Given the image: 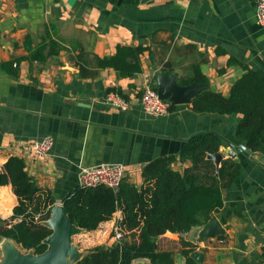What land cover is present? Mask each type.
<instances>
[{"label":"crops","instance_id":"0c3cea01","mask_svg":"<svg viewBox=\"0 0 264 264\" xmlns=\"http://www.w3.org/2000/svg\"><path fill=\"white\" fill-rule=\"evenodd\" d=\"M43 41L53 42L57 52L49 54V47L44 62L28 59L27 46ZM119 45L147 48L141 74L120 78L114 69L98 66L96 58L113 56ZM246 69L264 76V28L256 21V0H150L137 6L122 0H0V172L11 157L23 159L34 182L63 204L80 186L83 167L121 164L124 183L140 191L149 164L178 158L192 136L214 132L225 140L219 150L224 160L236 162L227 150L236 152L241 174L223 191V207L212 216L224 234L206 238L205 226L193 228L185 235L195 246L189 258L192 264H264V157L234 149L246 146L235 137L242 116L196 113L190 103L152 118L140 100L145 86L158 89L164 75L180 86L204 77L207 83L200 85L206 90L229 97ZM110 88L122 91L127 111L106 103ZM47 136L55 140L50 154L32 156L28 146ZM190 166L178 158L172 170L183 173ZM0 188L15 199L11 217L17 197L11 185ZM122 208L96 231L80 229L73 237L82 257L114 244ZM156 249L175 252V264H188L177 234L157 237ZM192 254L201 257L198 262Z\"/></svg>","mask_w":264,"mask_h":264},{"label":"trees","instance_id":"16d2710c","mask_svg":"<svg viewBox=\"0 0 264 264\" xmlns=\"http://www.w3.org/2000/svg\"><path fill=\"white\" fill-rule=\"evenodd\" d=\"M118 3L120 0H109ZM124 4L139 5L141 0H122ZM30 42V43H29ZM26 43L31 44L30 38ZM51 43V44H50ZM40 43L30 51L28 59L44 62L45 51L57 52L52 43ZM144 46H117L113 56L96 58L100 68H112L120 78H133L143 72L141 55ZM14 63L3 68L13 67ZM16 72V71H15ZM193 82L206 84L204 77L193 78L183 85ZM110 92L124 97L118 88ZM192 109L196 113L217 115H241L235 130V137L253 153L264 157V76L246 69L245 74L231 88L229 97L206 90L195 97ZM175 106V105H174ZM2 136L0 135V145ZM225 140L214 132H201L185 142L178 158L190 162L183 173L172 170L176 156L155 160L143 171L144 186L139 191L132 185L123 183L121 190L114 193L106 187L87 189L81 186L72 190L62 205L69 211L72 223L88 232L96 231L102 223L112 220L118 208H122L124 219L118 223L124 239L112 246H97L76 264H133L146 259L152 264H175V252L157 251L156 239L168 232L180 236L182 254L187 263L192 264L189 255L195 246L185 239L195 227H203L210 222L213 214L223 207V191L232 187L241 174V166L232 159L223 160L219 169L208 156L219 153ZM23 159L11 157L0 172V186L11 185L18 204L8 223L15 199L8 188H0V240L13 241L22 250L41 255L47 250L45 240L52 230L45 225L51 217L56 199L51 192L41 189L25 170ZM39 216V218H38ZM2 217V218H1ZM115 230L112 233V237ZM131 236V240L128 239Z\"/></svg>","mask_w":264,"mask_h":264},{"label":"water","instance_id":"95a60500","mask_svg":"<svg viewBox=\"0 0 264 264\" xmlns=\"http://www.w3.org/2000/svg\"><path fill=\"white\" fill-rule=\"evenodd\" d=\"M150 0H141L142 4ZM206 85L193 83L190 86H180L177 84L173 76H160L158 79L157 92L161 99L170 100L174 105H188L200 93L205 91ZM234 149H241L246 154L252 151L246 146L240 145ZM229 157L239 162V158L234 150H227ZM213 160L217 169H219L224 155L222 153L212 154L208 156ZM45 225L52 230V235L45 240L47 250L41 255L22 254L13 244L10 251L5 254V258L0 264H72L79 262L83 257L82 253L75 248L73 237L80 232V228L75 226L69 218V211L62 205L56 204L51 210L50 219ZM224 234L221 224L217 218L213 217L208 224L205 225L204 235L208 237H216ZM11 241V240H10ZM13 242V241H12ZM195 261L201 258L198 254H192Z\"/></svg>","mask_w":264,"mask_h":264},{"label":"built area","instance_id":"2783aa9c","mask_svg":"<svg viewBox=\"0 0 264 264\" xmlns=\"http://www.w3.org/2000/svg\"><path fill=\"white\" fill-rule=\"evenodd\" d=\"M256 21L264 28V0H256ZM140 100L143 111L152 118L166 116L174 107L170 100L161 99L157 89L150 84L143 89ZM106 103L111 108L123 112L129 109V102L123 96L114 92L107 96ZM54 146V138L47 136L30 144L27 151L36 158H44L50 154ZM125 174V167L121 164L104 163L92 167H83L80 173L79 185L87 189L106 187L116 194L121 190ZM123 239V233L116 228L113 236L114 243H118Z\"/></svg>","mask_w":264,"mask_h":264},{"label":"rangeland","instance_id":"374dc122","mask_svg":"<svg viewBox=\"0 0 264 264\" xmlns=\"http://www.w3.org/2000/svg\"><path fill=\"white\" fill-rule=\"evenodd\" d=\"M38 218H39V216H38ZM3 219V218H2ZM3 220H6L8 223H10V224H14L15 222H12V221H10V217H8V218H4ZM75 239H76V237H74ZM75 239H74V246H75V248L76 249H78V246H77V244H76V241H75ZM4 241H8L10 244H13L22 254H32V252H29V253H27L26 251H24V250H22L17 244H15L14 242H12V241H10V240H7V239H1L0 240V262L1 261H3L4 260V258H5V254H4V252L2 251V244H3V242ZM72 264H75V262H72Z\"/></svg>","mask_w":264,"mask_h":264},{"label":"bare ground","instance_id":"6f19581e","mask_svg":"<svg viewBox=\"0 0 264 264\" xmlns=\"http://www.w3.org/2000/svg\"><path fill=\"white\" fill-rule=\"evenodd\" d=\"M11 244L8 241H4L2 244V251L7 254L10 251Z\"/></svg>","mask_w":264,"mask_h":264}]
</instances>
